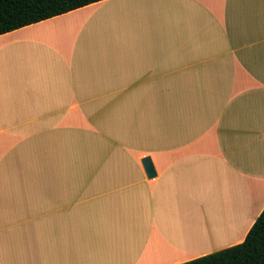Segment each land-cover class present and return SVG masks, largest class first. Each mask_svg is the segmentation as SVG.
Returning <instances> with one entry per match:
<instances>
[{
	"label": "crops",
	"instance_id": "obj_1",
	"mask_svg": "<svg viewBox=\"0 0 264 264\" xmlns=\"http://www.w3.org/2000/svg\"><path fill=\"white\" fill-rule=\"evenodd\" d=\"M263 207L264 0H98L0 34V264H177Z\"/></svg>",
	"mask_w": 264,
	"mask_h": 264
},
{
	"label": "trees",
	"instance_id": "obj_2",
	"mask_svg": "<svg viewBox=\"0 0 264 264\" xmlns=\"http://www.w3.org/2000/svg\"><path fill=\"white\" fill-rule=\"evenodd\" d=\"M98 0H0V34ZM177 264H264V207L239 243Z\"/></svg>",
	"mask_w": 264,
	"mask_h": 264
},
{
	"label": "water",
	"instance_id": "obj_3",
	"mask_svg": "<svg viewBox=\"0 0 264 264\" xmlns=\"http://www.w3.org/2000/svg\"><path fill=\"white\" fill-rule=\"evenodd\" d=\"M141 162H142V165H143L144 170L146 172V175L148 177L154 176L155 170H154V167H153V164H152L150 158L148 156H145L142 158Z\"/></svg>",
	"mask_w": 264,
	"mask_h": 264
}]
</instances>
